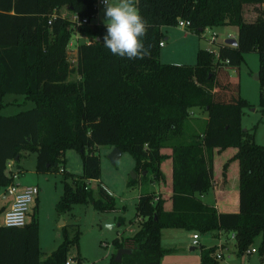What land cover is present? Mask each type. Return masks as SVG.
Segmentation results:
<instances>
[{
	"label": "trees",
	"instance_id": "16d2710c",
	"mask_svg": "<svg viewBox=\"0 0 264 264\" xmlns=\"http://www.w3.org/2000/svg\"><path fill=\"white\" fill-rule=\"evenodd\" d=\"M96 3L0 0V96L15 92L32 101L27 108L0 113V185L9 181L6 160L16 161L21 150L35 151L34 170L44 172L59 170L64 150L73 148L80 155L81 172L60 171L55 210L62 213L72 203L87 200L96 209H112L114 198L104 187L98 184L93 198L87 184L99 177L98 145L131 154L136 176H130L128 184L138 179L164 183L161 163L169 158V196L139 194V226L129 236L111 239L114 250L108 264H161L163 255L174 249L161 246L163 227L233 231L238 254L260 236L257 254L259 264H264V144L241 125L242 109L249 103L230 73L238 69L245 52H257L258 103L264 110V9L252 20L243 12L244 4L262 5L264 0H136L147 22L141 39L149 55H113L103 45L105 25L93 24L92 40L75 45L76 75L70 77V19L59 7L89 20ZM178 17L188 19L187 29L197 34L207 26L236 25L237 43L222 42L217 52L199 47L193 64L163 62L162 26L177 25ZM193 106L202 107L207 117L200 132L190 133L186 127ZM229 147L235 151L222 163V176L226 178L230 160L237 159L238 209L219 211L201 194L211 188L215 155ZM61 232L60 242L40 259L33 213L23 225L0 224V264H63L66 250L77 243V233L68 237L63 225ZM118 247L131 251L114 261ZM215 249L216 245L202 244L199 264H218Z\"/></svg>",
	"mask_w": 264,
	"mask_h": 264
},
{
	"label": "rangeland",
	"instance_id": "374dc122",
	"mask_svg": "<svg viewBox=\"0 0 264 264\" xmlns=\"http://www.w3.org/2000/svg\"><path fill=\"white\" fill-rule=\"evenodd\" d=\"M102 9L103 5L96 3V11L88 22L80 25L74 32L70 33V38L66 44L67 59L70 61V65H72L70 77L76 75L74 70L75 45L82 41L92 40L91 25L94 23H102ZM262 9H264L263 5L244 4V16L246 19L252 20L256 18ZM59 12L69 18L71 17L70 11L65 6H60ZM230 30L237 32L236 25H215L203 30L201 34L192 32L187 27L163 25L162 31H164V36L162 40L164 45H161L160 48V60L163 62L193 64L196 61V51L199 47H217L218 42H221L224 36H226L227 31ZM213 33H216L215 41L209 39ZM258 66V54L255 50H251L243 54L238 69H231L230 73L235 79L237 77L241 93L243 94L241 95L249 103L248 106L242 109V127L253 131L254 140L260 144H264V110L258 103L259 81L255 77ZM0 101L3 103L0 106L1 114H11L32 105V101L23 98L21 93L15 92L1 94ZM189 114L187 130L190 133L200 132L205 120L199 119H201V115L206 114V111L202 107L195 106L189 108ZM110 149L111 147L109 148L108 145H98L95 153L98 155L100 166L98 182L113 191L115 198L114 208L99 210L93 207L90 201L87 200L85 202L72 203L70 208L62 213H57L54 207V203L61 192V172L59 170L35 171V151H20L19 158L12 165L13 169L16 168L19 170L18 177L15 179L22 185L36 183L39 186L38 203L31 202L29 204L26 221L29 219L31 213L37 218L40 259L45 258L60 242L62 239L61 226L63 225L68 237H71L75 232L77 233V243L68 247L65 252V258L78 256L86 263L108 264L109 256L114 250L111 239L115 236L117 230H124V222L116 224L118 218H124L125 221L133 219L136 216L135 204L138 194L145 191L151 192L155 189V184L152 183L154 179L146 183L138 179L136 182L128 184L127 181L133 171V157L125 151L120 153L114 161H111L109 158ZM65 151L69 160V171L80 172L79 153L73 148H67ZM234 151V147H229L220 154L217 153L215 155L220 163L218 168L221 169L222 163ZM229 166L233 168L234 173L237 175V159L230 160ZM96 185L97 183L94 181L89 182L93 198L98 196ZM60 220L62 223H59ZM139 220L137 217V219H133L132 223H138ZM103 222L107 223V225L104 226ZM111 223H114V225H110ZM197 232L200 236L198 239L200 242L193 244L191 238L188 236V229L183 227H168L164 229L162 237H160V244L163 247H172L174 249L163 255L161 264H198L200 262L201 244H211L217 240V237L211 231ZM259 241L260 236H257L251 246L257 245ZM191 245L195 247L191 248ZM216 250H218L217 247ZM257 255V251L243 254L235 253L232 261L235 260L236 264L245 262L253 264L258 261ZM217 260L218 264H223L222 257L217 258Z\"/></svg>",
	"mask_w": 264,
	"mask_h": 264
},
{
	"label": "crops",
	"instance_id": "0c3cea01",
	"mask_svg": "<svg viewBox=\"0 0 264 264\" xmlns=\"http://www.w3.org/2000/svg\"><path fill=\"white\" fill-rule=\"evenodd\" d=\"M70 13H71V15H73L72 12H70ZM94 24H99V23H94ZM92 25H91V27H92ZM211 27L212 26H207V27L204 28V30L205 29H209ZM236 31L238 32L237 26H236ZM237 32H233L232 30L227 31L226 36H224V39H222L221 42H218V45L220 43L224 42L227 37H235L237 39ZM163 33H164V31H163ZM214 35L216 37V33ZM209 39H210V37H209ZM213 41H215V39ZM162 45H164V42H163ZM218 45H217V47H210V46H205V47L207 49H211V50H214L215 52H217ZM240 93H241V90H240ZM193 107H195V106H193ZM206 117H207V114H203V115H201V119H199V120H205ZM195 120H198V119H195ZM191 124L195 125L193 123H191ZM108 147L110 148L111 146H108ZM78 157L80 159V155H78ZM166 161L167 162L165 163L164 166H163L164 162L161 163V167L164 170L165 175H166L165 182L162 183L160 181L154 180V181H152V183L155 184V189H153L154 190L153 192H155L156 194L157 193H161L163 196H165V197L167 196L168 197L169 194H170V191H171V164H170V159L169 158ZM68 164H69V160H68V158L66 156V151L64 150V152H63V162L59 164V167L62 168V170L69 171V169H68L69 165ZM133 165H134V163H133ZM218 165H220V163H219V160H217L216 156H215L214 157V175H213V179H212V185H211V188L208 190V192H206L204 194H201V198L205 202L214 204L215 207L219 211H235V210L238 209L237 175L234 173L233 168H230V166H228V168L226 170V178H224L222 176V167L220 169V168H218ZM132 169H133V167H132ZM80 172H81V159H80ZM80 172H72V173L79 174ZM90 181H94L95 183H97V185L98 184L101 185L98 182L99 181V177L98 178L88 179L87 180L88 186H89V182ZM28 184H31V183H28ZM33 184H36V183H33ZM20 185H22V184H20ZM36 185L38 186V184H36ZM101 186H103V185H101ZM103 187L114 198L113 191L110 190L107 186L106 187L103 186ZM38 192H39V186H38ZM139 194H138V196H139ZM208 195H211V196L208 197ZM33 202H35L36 204L38 203V193H37L36 197L34 198ZM114 202H115V198H114ZM167 202H165V203H167ZM168 204H169V202H168ZM135 206H136V204H135ZM1 208L2 207H0V209ZM135 211H136V209H135ZM137 217L139 219H141V217L138 216L137 214H136V216L133 219L135 220V219H137ZM133 219H129L128 221H125L124 218H120L119 217L118 218V222L116 224L124 222V226H123L124 230L123 231H118L117 230L115 236H119V235L129 236V235H131L138 228L139 222H140V220H139L138 223L135 222L133 224L132 223ZM110 225H114V223H111ZM134 226H136V227H134ZM167 228L168 227H163L161 229V237H162L163 230L167 229ZM193 231H196V230H189L188 236L190 238H191V233ZM211 232H212V234L216 235L217 240L215 242L211 243V244H203V245L204 246L216 245L217 249L221 251V255H222V251H223V255L221 256L222 259H223V264H236L235 260L232 261V257L234 256V254L235 253L238 254L237 250H236L235 238H234V236H232V232L233 231L212 230ZM260 239H261V237H260ZM191 242H192V239H191ZM198 242H200V241H198ZM258 244L257 245H253L256 248L255 251H257ZM190 247L194 248L195 246L191 245ZM218 247H220V248H218ZM244 253H246V251ZM247 253H251V251H249ZM257 260L258 261L256 263H253V264H259L260 263V259H259L258 255H257ZM238 264H248V263L245 262V263H238Z\"/></svg>",
	"mask_w": 264,
	"mask_h": 264
},
{
	"label": "clouds",
	"instance_id": "9594fccd",
	"mask_svg": "<svg viewBox=\"0 0 264 264\" xmlns=\"http://www.w3.org/2000/svg\"><path fill=\"white\" fill-rule=\"evenodd\" d=\"M103 5L102 23L106 27L103 45L113 55L129 59H143L149 55L142 37L147 22L136 6V0H100Z\"/></svg>",
	"mask_w": 264,
	"mask_h": 264
},
{
	"label": "built area",
	"instance_id": "2783aa9c",
	"mask_svg": "<svg viewBox=\"0 0 264 264\" xmlns=\"http://www.w3.org/2000/svg\"><path fill=\"white\" fill-rule=\"evenodd\" d=\"M97 3L102 4L100 0H97ZM264 6V3L262 4ZM70 19V29L71 33L74 32L80 25L88 22L86 17H78L75 13L71 15ZM49 22V20H48ZM189 24L188 19H184L181 17L177 18V25L180 27H187ZM215 39V35L210 36V40L213 41ZM160 45L163 44V40L159 42ZM14 160L9 158L5 162V170L6 174L9 177V181L0 185V224L7 226H20L26 222V214L29 207V204L34 201L38 193V186L36 184H24L20 185L15 178L18 177V169L12 167ZM62 168L59 167V171ZM232 236H234V232H232ZM199 234L197 231H193L191 233V239L193 244H198ZM256 248L254 246L250 247L246 250L255 251ZM215 258H220L221 251L216 250L213 254ZM63 264H90L84 262L80 257L72 256L69 258H65Z\"/></svg>",
	"mask_w": 264,
	"mask_h": 264
},
{
	"label": "water",
	"instance_id": "95a60500",
	"mask_svg": "<svg viewBox=\"0 0 264 264\" xmlns=\"http://www.w3.org/2000/svg\"><path fill=\"white\" fill-rule=\"evenodd\" d=\"M225 43L228 44H233L235 45L237 43V39L235 37H227L224 41ZM255 77L258 78V71L255 74ZM120 153H122V151H120L118 148L116 147H111L110 152H109V158L111 161H114L119 155ZM136 173L134 171L131 172V176L135 177ZM59 223H62L61 220L59 221ZM104 226L107 225V223H104ZM131 248L129 247H118L115 249L114 255H113V260L114 261H119L120 257H122L123 253H127L130 252Z\"/></svg>",
	"mask_w": 264,
	"mask_h": 264
}]
</instances>
